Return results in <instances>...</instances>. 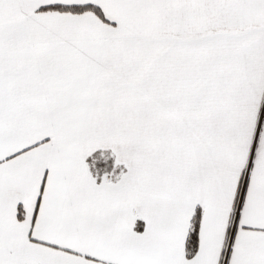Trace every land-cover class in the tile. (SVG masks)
I'll use <instances>...</instances> for the list:
<instances>
[{
	"label": "snow or ice",
	"instance_id": "1",
	"mask_svg": "<svg viewBox=\"0 0 264 264\" xmlns=\"http://www.w3.org/2000/svg\"><path fill=\"white\" fill-rule=\"evenodd\" d=\"M0 264H264V0H0Z\"/></svg>",
	"mask_w": 264,
	"mask_h": 264
},
{
	"label": "trees",
	"instance_id": "2",
	"mask_svg": "<svg viewBox=\"0 0 264 264\" xmlns=\"http://www.w3.org/2000/svg\"><path fill=\"white\" fill-rule=\"evenodd\" d=\"M86 162L90 165V170L93 175L96 176L97 182L100 181V178L105 173H109L111 179L114 180L123 167L122 165L116 167L113 166L114 157L111 155L110 149H97L86 158Z\"/></svg>",
	"mask_w": 264,
	"mask_h": 264
},
{
	"label": "crops",
	"instance_id": "3",
	"mask_svg": "<svg viewBox=\"0 0 264 264\" xmlns=\"http://www.w3.org/2000/svg\"><path fill=\"white\" fill-rule=\"evenodd\" d=\"M110 178H111V176H110ZM137 224L140 226L137 230H142L143 222L142 221H137Z\"/></svg>",
	"mask_w": 264,
	"mask_h": 264
}]
</instances>
